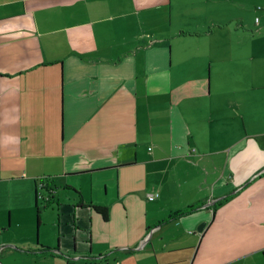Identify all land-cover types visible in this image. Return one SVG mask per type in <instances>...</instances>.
<instances>
[{
  "label": "crops",
  "instance_id": "1",
  "mask_svg": "<svg viewBox=\"0 0 264 264\" xmlns=\"http://www.w3.org/2000/svg\"><path fill=\"white\" fill-rule=\"evenodd\" d=\"M0 264H264V0H0Z\"/></svg>",
  "mask_w": 264,
  "mask_h": 264
},
{
  "label": "trees",
  "instance_id": "2",
  "mask_svg": "<svg viewBox=\"0 0 264 264\" xmlns=\"http://www.w3.org/2000/svg\"><path fill=\"white\" fill-rule=\"evenodd\" d=\"M223 204V202H219L216 206H220V205H222ZM93 209L96 211V212H98L99 214H101L102 215V217L104 218V220H108V209L107 208H102V207H93ZM194 208H189V209H187L184 213H181V214H178L177 216H183V215H189V214H191V213H193L194 212ZM46 250V249H45ZM45 252V251H44Z\"/></svg>",
  "mask_w": 264,
  "mask_h": 264
},
{
  "label": "built area",
  "instance_id": "3",
  "mask_svg": "<svg viewBox=\"0 0 264 264\" xmlns=\"http://www.w3.org/2000/svg\"><path fill=\"white\" fill-rule=\"evenodd\" d=\"M258 23H259V22H257V24H258ZM43 189H44V184L41 185L40 190H39V193H38V196H39L40 199H45L46 201H48L49 198H44V196H43ZM159 196H160L159 194H148L147 198H148V200H149L150 202H153V201H155L156 199H158Z\"/></svg>",
  "mask_w": 264,
  "mask_h": 264
},
{
  "label": "water",
  "instance_id": "4",
  "mask_svg": "<svg viewBox=\"0 0 264 264\" xmlns=\"http://www.w3.org/2000/svg\"><path fill=\"white\" fill-rule=\"evenodd\" d=\"M206 226V224H202L200 227H199V232H201L203 229H204V227Z\"/></svg>",
  "mask_w": 264,
  "mask_h": 264
},
{
  "label": "rangeland",
  "instance_id": "5",
  "mask_svg": "<svg viewBox=\"0 0 264 264\" xmlns=\"http://www.w3.org/2000/svg\"><path fill=\"white\" fill-rule=\"evenodd\" d=\"M44 204L46 203L45 200L42 201Z\"/></svg>",
  "mask_w": 264,
  "mask_h": 264
}]
</instances>
